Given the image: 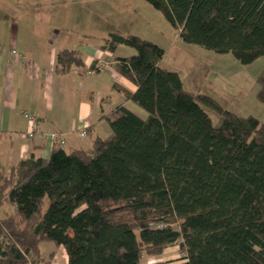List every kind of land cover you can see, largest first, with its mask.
Segmentation results:
<instances>
[{"label":"trees","instance_id":"16d2710c","mask_svg":"<svg viewBox=\"0 0 264 264\" xmlns=\"http://www.w3.org/2000/svg\"><path fill=\"white\" fill-rule=\"evenodd\" d=\"M184 42L243 64L264 55V0H147ZM137 89L146 112L124 104L105 118L112 133L89 149L34 154L0 173V264H50L40 245L63 246L68 264H143L179 245L183 264H264V123L212 96L185 89L160 65L165 50L136 35L110 33L103 50ZM59 71L83 66L77 50L58 52ZM94 65V64H93ZM264 104V71L259 77ZM216 111L215 126L206 110ZM162 225V226H161Z\"/></svg>","mask_w":264,"mask_h":264},{"label":"crops","instance_id":"0c3cea01","mask_svg":"<svg viewBox=\"0 0 264 264\" xmlns=\"http://www.w3.org/2000/svg\"><path fill=\"white\" fill-rule=\"evenodd\" d=\"M50 30L41 36L38 28L24 34L18 29L7 40H0V173H8L32 154L49 157L52 133L65 140L66 152L91 148L95 139L112 133L105 116L121 104L146 116L125 97V91L134 92L137 86L116 69L87 73L99 60L127 56L119 55L118 48L103 50L104 39L94 41L92 32L74 39L63 31L52 38ZM62 49L77 50L84 65L59 71L57 55ZM12 50L26 60L12 55ZM25 113L37 116L39 129L32 138L26 133L36 126ZM84 130L86 136L81 135ZM6 206L0 207L1 214L8 211Z\"/></svg>","mask_w":264,"mask_h":264},{"label":"rangeland","instance_id":"374dc122","mask_svg":"<svg viewBox=\"0 0 264 264\" xmlns=\"http://www.w3.org/2000/svg\"><path fill=\"white\" fill-rule=\"evenodd\" d=\"M49 27L52 38L65 31L75 39L87 31L92 32V39L99 43L110 33L136 35L154 42L165 50L160 65L177 71L185 89L212 96L225 109L243 117L253 115L264 123V104L258 97L264 55L243 64L231 52L219 53L184 42L180 29L147 0H0V40H7L18 29L24 34L25 30L38 28L43 36ZM118 54L132 56L137 54V49L120 45ZM206 110L215 126L222 123L216 111ZM4 209L9 211L8 206ZM40 248L44 259L54 252L50 264H68L63 246L47 241L42 242ZM183 257L180 246L172 245L166 248L160 260L183 264L186 262ZM155 261L144 255L142 263Z\"/></svg>","mask_w":264,"mask_h":264},{"label":"built area","instance_id":"2783aa9c","mask_svg":"<svg viewBox=\"0 0 264 264\" xmlns=\"http://www.w3.org/2000/svg\"><path fill=\"white\" fill-rule=\"evenodd\" d=\"M12 55H14L15 57H20L23 61H25V56L20 54L17 50H12ZM115 68V61L114 59H110L109 57L103 60H99L97 62L94 63V65L92 67H90L87 70L88 74H92L95 73L101 69H107V70H113ZM26 118L34 123V127L35 129H32L30 131H28L26 133L28 138H32L34 137L35 133L37 132V130L39 129V124L37 122V116L31 113H25ZM82 136H86V131L84 130L81 133ZM50 139L53 145H59V146H63L65 144V140L57 133H52L50 135ZM162 226V225H161Z\"/></svg>","mask_w":264,"mask_h":264}]
</instances>
